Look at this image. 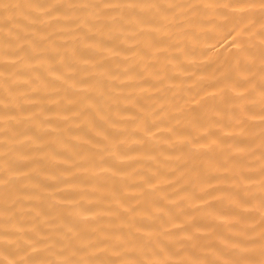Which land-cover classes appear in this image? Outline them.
I'll return each mask as SVG.
<instances>
[{"label": "bare ground", "instance_id": "1", "mask_svg": "<svg viewBox=\"0 0 264 264\" xmlns=\"http://www.w3.org/2000/svg\"><path fill=\"white\" fill-rule=\"evenodd\" d=\"M0 264H264V0H0Z\"/></svg>", "mask_w": 264, "mask_h": 264}]
</instances>
